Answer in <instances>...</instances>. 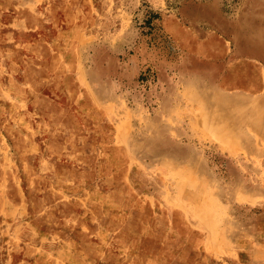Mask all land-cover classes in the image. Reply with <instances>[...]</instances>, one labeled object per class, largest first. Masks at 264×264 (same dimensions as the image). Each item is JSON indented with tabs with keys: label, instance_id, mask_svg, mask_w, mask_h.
<instances>
[{
	"label": "rangeland",
	"instance_id": "obj_1",
	"mask_svg": "<svg viewBox=\"0 0 264 264\" xmlns=\"http://www.w3.org/2000/svg\"><path fill=\"white\" fill-rule=\"evenodd\" d=\"M262 7L0 0V264H264V113L196 98L163 26L264 58Z\"/></svg>",
	"mask_w": 264,
	"mask_h": 264
},
{
	"label": "crops",
	"instance_id": "obj_2",
	"mask_svg": "<svg viewBox=\"0 0 264 264\" xmlns=\"http://www.w3.org/2000/svg\"><path fill=\"white\" fill-rule=\"evenodd\" d=\"M262 9L261 13L264 14V7ZM255 11L252 10L253 13ZM163 26L192 61L186 70L184 67L182 75L192 80L198 91L194 94L196 98L205 97L217 110L236 113L243 109L249 112L258 111L261 115L264 113L263 57L241 55L235 38L223 33L218 24H210L209 29L205 30L189 26L183 17L170 14L164 18ZM246 41L249 42L250 39ZM248 45L252 43L249 42ZM242 104L247 106L243 107ZM251 116L258 117L254 114ZM226 125L234 128L237 122L233 120ZM261 125L264 127V123ZM236 135L238 134H231L232 139L227 140L217 134L207 138V141H237L238 139H234ZM248 137L250 141H256L255 133Z\"/></svg>",
	"mask_w": 264,
	"mask_h": 264
},
{
	"label": "bare ground",
	"instance_id": "obj_3",
	"mask_svg": "<svg viewBox=\"0 0 264 264\" xmlns=\"http://www.w3.org/2000/svg\"><path fill=\"white\" fill-rule=\"evenodd\" d=\"M210 97V96H209Z\"/></svg>",
	"mask_w": 264,
	"mask_h": 264
}]
</instances>
